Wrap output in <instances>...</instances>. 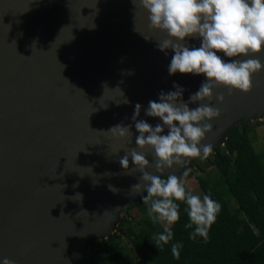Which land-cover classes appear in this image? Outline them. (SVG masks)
Instances as JSON below:
<instances>
[{"label": "water", "instance_id": "obj_1", "mask_svg": "<svg viewBox=\"0 0 264 264\" xmlns=\"http://www.w3.org/2000/svg\"><path fill=\"white\" fill-rule=\"evenodd\" d=\"M148 15L139 0H0V264H81L91 241L115 231L109 217L118 220L147 194H132L142 173L120 159L136 148L152 164L147 171L160 175L154 149L135 143V105L142 106L137 120L155 127L163 122L146 114L149 101L176 84L189 102L207 78L169 74L174 51L158 48L168 37L149 27ZM201 42L185 38L189 47ZM217 54L264 62V51ZM252 79L250 92L229 95L220 86L211 100L189 103L221 109L201 141L212 153L233 124L264 114V70ZM117 124L130 125L132 135L104 132ZM196 158L162 175L181 176ZM77 194L82 200H73Z\"/></svg>", "mask_w": 264, "mask_h": 264}, {"label": "clouds", "instance_id": "obj_2", "mask_svg": "<svg viewBox=\"0 0 264 264\" xmlns=\"http://www.w3.org/2000/svg\"><path fill=\"white\" fill-rule=\"evenodd\" d=\"M134 2L136 4V0ZM139 4L149 13V27L167 34L168 38L159 41L158 48L161 51L169 48L174 51L169 74H204L207 79L189 97V102L182 99L184 89L176 84V91H162L159 94L160 102L149 101L146 114L159 117L163 122L155 127L145 120H137L142 106L139 103L135 105L132 119L139 133L135 143L141 149L149 146L154 149V167L160 175L147 171L152 164L146 154L138 152L136 148H132L119 163L128 169L131 158L136 169L142 173V183L132 186V194L146 191L147 195L141 198L144 204L149 205L148 212L153 222L167 225L156 238L158 247L161 242L167 244L173 238L170 226L180 218L176 201L187 205L190 223L185 227L195 226L191 238L195 240L201 236L207 240L209 230L221 211V204L210 195H204L201 199L188 191L181 176L168 174L167 178H163L162 174L174 165L182 166L188 158L202 155L206 159L213 151V145H202L201 141L213 128L212 123L207 121L218 118L221 109L204 103L190 108L189 103L211 100L213 89L220 86L227 87L229 95L236 90L250 92L254 86L253 75L264 70V62L259 58L225 60L217 54L222 52L226 57L235 58L264 51V0H139ZM187 37L202 38L201 45L189 47L185 43ZM217 99L222 103L225 95L220 93ZM165 128L168 132L162 134ZM130 129V125L117 124L104 132L117 138H128L132 135ZM182 175L187 177L189 171H184ZM109 189L118 191L112 185H109ZM75 197L78 199L73 200H82L81 194ZM115 210L119 211L120 208ZM180 247V244L172 245V255L176 259L180 258ZM3 264L15 262L4 258Z\"/></svg>", "mask_w": 264, "mask_h": 264}, {"label": "trees", "instance_id": "obj_3", "mask_svg": "<svg viewBox=\"0 0 264 264\" xmlns=\"http://www.w3.org/2000/svg\"><path fill=\"white\" fill-rule=\"evenodd\" d=\"M240 122L229 128L223 144L208 158L194 159L186 170L188 176L197 171L207 173L210 166L219 171L216 178L195 176L204 194L221 204L207 240L191 238L195 226L185 227L190 223L187 205L176 201L180 218L171 225L173 238L158 247L156 238L165 226L153 222L149 205L141 196L124 211L113 233L90 242L81 264H264V151L254 150L247 122ZM231 200L235 204L233 214L228 212ZM131 209L136 214H131ZM122 237L135 247V254L124 247ZM173 244L181 245L179 259L172 255Z\"/></svg>", "mask_w": 264, "mask_h": 264}, {"label": "rangeland", "instance_id": "obj_4", "mask_svg": "<svg viewBox=\"0 0 264 264\" xmlns=\"http://www.w3.org/2000/svg\"><path fill=\"white\" fill-rule=\"evenodd\" d=\"M260 118L261 119H259L258 117H255L253 119H248L246 121H242V122H247L246 124H247L248 133L253 135V137H255V139L257 137L264 139V114H262ZM197 174H201L203 177L209 176L210 178H216V177H219V171L215 166H210L207 169V173H201V172L197 171L191 176L183 177V175H181L182 179H184V181L187 185L188 190L191 191L194 195H198L202 199L205 194L195 180V176ZM234 208H235V204L233 202H230L228 212L230 214H233ZM130 213L134 215V214H136V210L131 209ZM123 214H124V211L120 212L118 214L117 222H119V220ZM133 223H134V221L131 219L130 224H133ZM163 225L167 226L166 224H163ZM121 241H122L121 243L124 245V247L131 254L136 253L135 247L130 243V241L126 237H122ZM89 246H90V244H89ZM89 246H88V248H89Z\"/></svg>", "mask_w": 264, "mask_h": 264}, {"label": "crops", "instance_id": "obj_5", "mask_svg": "<svg viewBox=\"0 0 264 264\" xmlns=\"http://www.w3.org/2000/svg\"><path fill=\"white\" fill-rule=\"evenodd\" d=\"M250 142L256 152H263L264 151V139L257 137H253V135L249 134ZM233 202V200H231ZM234 203V202H233Z\"/></svg>", "mask_w": 264, "mask_h": 264}, {"label": "bare ground", "instance_id": "obj_6", "mask_svg": "<svg viewBox=\"0 0 264 264\" xmlns=\"http://www.w3.org/2000/svg\"><path fill=\"white\" fill-rule=\"evenodd\" d=\"M115 221H117V217L115 212L109 217V219L107 220L108 223H115Z\"/></svg>", "mask_w": 264, "mask_h": 264}, {"label": "built area", "instance_id": "obj_7", "mask_svg": "<svg viewBox=\"0 0 264 264\" xmlns=\"http://www.w3.org/2000/svg\"><path fill=\"white\" fill-rule=\"evenodd\" d=\"M259 119H261V118H259Z\"/></svg>", "mask_w": 264, "mask_h": 264}]
</instances>
